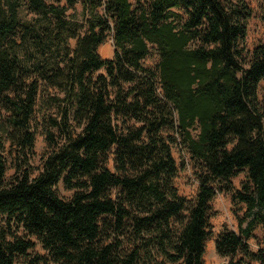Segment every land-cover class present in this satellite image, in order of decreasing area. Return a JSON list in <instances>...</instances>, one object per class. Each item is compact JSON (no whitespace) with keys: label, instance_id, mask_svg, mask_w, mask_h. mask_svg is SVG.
<instances>
[{"label":"trees","instance_id":"16d2710c","mask_svg":"<svg viewBox=\"0 0 264 264\" xmlns=\"http://www.w3.org/2000/svg\"><path fill=\"white\" fill-rule=\"evenodd\" d=\"M250 16L246 0H0V264H204L221 192L238 230L217 234L216 254L264 264L249 244L264 230V35L249 52ZM49 89L60 119L35 172ZM173 147L200 167L193 199Z\"/></svg>","mask_w":264,"mask_h":264},{"label":"rangeland","instance_id":"374dc122","mask_svg":"<svg viewBox=\"0 0 264 264\" xmlns=\"http://www.w3.org/2000/svg\"><path fill=\"white\" fill-rule=\"evenodd\" d=\"M134 2V0H131ZM250 9L251 16L247 21L245 46L250 51L263 41L264 35V0H246ZM77 9L80 10V6L77 5ZM72 46L75 44V40H70ZM98 52L102 57L110 58L113 55V46L111 36H108L105 41L98 47ZM150 64V61H146ZM55 94L53 89H49L46 93H41L39 102L36 107L32 125L35 129V142L34 151L35 154L31 158V164L36 172L41 165L42 156L47 150V142L44 135V130L48 127L57 132V129L51 127L50 118L60 119L58 105L46 107L43 105L45 99H49L51 95ZM49 103V100H48ZM50 105V104H48ZM11 151L9 143L6 144L3 154L8 159V166L11 165V159L14 155L9 154ZM173 156L178 166V172L174 178V184L177 187L179 193L188 199H193L197 192L198 182L196 175L200 170V167L196 165L189 157V154L181 148L173 147ZM109 167L112 166V161H109ZM13 172L10 167L7 171L8 175ZM245 178V171H241L237 176L233 178V183L236 188H239V182ZM58 194L63 199L70 198L72 191L64 188L62 183L57 186ZM210 210L208 215V230L210 235L205 241L204 252V264H225L226 259L218 256L214 248V239L217 234L223 230V228H229L237 231V220L233 213V207L230 203V198L224 193H217V195L210 202ZM249 244L253 250L258 248L264 249V230L261 227H257L253 231V236L249 239ZM33 252L44 254V250L41 249L38 243H35ZM251 264H258V262H252Z\"/></svg>","mask_w":264,"mask_h":264}]
</instances>
